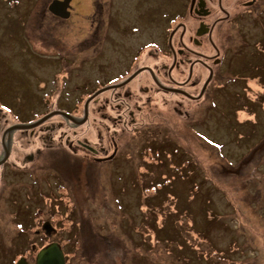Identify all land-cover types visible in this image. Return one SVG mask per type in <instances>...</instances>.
Wrapping results in <instances>:
<instances>
[{
	"label": "flooded vegetation",
	"instance_id": "1",
	"mask_svg": "<svg viewBox=\"0 0 264 264\" xmlns=\"http://www.w3.org/2000/svg\"><path fill=\"white\" fill-rule=\"evenodd\" d=\"M52 1L41 0L49 37L37 42L50 64L35 73L46 80L41 102L48 108L40 113H57L13 131L22 122H9L0 112V192L7 183L19 186L7 179L13 162L12 174L27 171L31 189L49 200L33 213L29 235L13 236L11 254L4 256H11L9 264L21 257L36 264L39 252L53 244L65 264H123L126 247L108 232L114 201L103 195L106 187L92 182L100 176L92 174L80 186L70 177L83 167L91 172L94 163L116 164L137 129L143 134L152 124L164 125L159 137L144 136L141 151H147L168 140L173 116L195 134L197 125H207L197 118L199 110L210 111L232 82V29L258 0H235V7L231 0H181L177 9L158 13L142 10L137 0H69L64 16L49 10ZM127 4L131 9L124 12ZM90 80L97 87L82 91ZM53 97L60 101L54 107ZM50 159L57 164L49 165ZM40 170L53 174L42 178ZM92 221H100L106 234Z\"/></svg>",
	"mask_w": 264,
	"mask_h": 264
},
{
	"label": "rangeland",
	"instance_id": "2",
	"mask_svg": "<svg viewBox=\"0 0 264 264\" xmlns=\"http://www.w3.org/2000/svg\"><path fill=\"white\" fill-rule=\"evenodd\" d=\"M137 1L142 10L156 13L181 4ZM41 3L0 0V112L9 122H33L46 106L41 102L46 80L35 73L50 64L37 43L49 37L46 2ZM128 9L129 4L124 12ZM246 9L227 44L232 82L218 93L210 111L199 110L197 118L207 125H197L195 134L173 116L168 140L147 151H141L144 138L159 137L164 125L152 124L143 134L137 129L139 135L130 137V147L116 164L94 163L92 173L83 167L70 177L72 185L80 186L92 174L100 176L92 182L106 187L103 195L115 203L107 218L112 227L108 232L126 247L123 264H264V0ZM96 87V81H85L82 91ZM58 102L53 97L49 103L54 107ZM54 159L49 165L57 164ZM12 164L7 179L19 186L7 183L0 192L2 264L11 260L4 255L11 254L7 246L12 237L28 236L33 213L49 200L31 189L27 171L12 174ZM46 171L37 175L53 174ZM101 225L92 221L91 227L105 233Z\"/></svg>",
	"mask_w": 264,
	"mask_h": 264
},
{
	"label": "water",
	"instance_id": "3",
	"mask_svg": "<svg viewBox=\"0 0 264 264\" xmlns=\"http://www.w3.org/2000/svg\"><path fill=\"white\" fill-rule=\"evenodd\" d=\"M67 3H69V0H53L49 4V10L52 11L53 13L57 14V15L64 16V11L67 8ZM56 113L57 112L45 114L42 117H40L39 119H37L33 122H30V123L15 124L11 128V130L14 131L15 129H32V128L36 127L37 125L41 124L42 122L46 121L50 116H52ZM67 116L71 117L73 119L72 116H70L68 114H67ZM5 152L7 155L8 151L6 150ZM16 264H28V262L24 257H21L17 260ZM36 264H65V259H64V255L62 253V250L53 244L49 245L48 247L43 248L37 256Z\"/></svg>",
	"mask_w": 264,
	"mask_h": 264
}]
</instances>
